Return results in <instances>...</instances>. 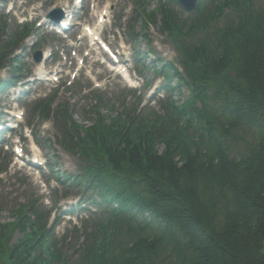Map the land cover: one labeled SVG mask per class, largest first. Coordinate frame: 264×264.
<instances>
[{
  "label": "trees",
  "instance_id": "trees-1",
  "mask_svg": "<svg viewBox=\"0 0 264 264\" xmlns=\"http://www.w3.org/2000/svg\"><path fill=\"white\" fill-rule=\"evenodd\" d=\"M174 2L141 7L146 23L161 15L184 70L166 63L165 75L190 89L187 100L169 95L162 113L122 103L107 122L99 97L86 126L61 112L62 141L83 171L77 184L100 198L77 264H264V5L200 0L183 17ZM7 27L0 13V68L1 49L20 40L4 41ZM238 143L246 148L236 156ZM49 216L18 204L13 222L0 223V264H68ZM16 230L23 236L11 243Z\"/></svg>",
  "mask_w": 264,
  "mask_h": 264
},
{
  "label": "rangeland",
  "instance_id": "rangeland-1",
  "mask_svg": "<svg viewBox=\"0 0 264 264\" xmlns=\"http://www.w3.org/2000/svg\"><path fill=\"white\" fill-rule=\"evenodd\" d=\"M144 1L147 3L148 10H153L159 4V0ZM69 2L71 0H0V8L3 11L15 13L22 19L38 22L32 39L27 40L22 49L21 46L24 42L14 51V55L19 56L22 60L19 75L8 64L0 71V79L17 77L21 80V83L15 87L0 93V110L12 107L13 111L18 110L23 113L22 122L16 130V135L22 139L21 145L25 153L30 154L31 152L32 136L29 137L31 132L33 137L39 139L40 151L48 163L55 166V173L58 174L57 177L61 178L60 181L56 179V174L48 170V164L43 165L44 168H33L23 158H17L9 148L8 141L6 143L4 141L3 145H0L2 148H0L2 150L0 160L3 166H7V170L0 173V222L12 221L11 210L15 203L38 199V205L41 208L44 207L47 210L53 208L54 213L50 226L55 227V234L58 238L64 233L70 236L74 231V225L79 227L81 221L92 214V211L95 210L92 201L97 200L98 197L96 193H90L92 191L90 188H85L83 179L80 180V184L76 183L77 179H74L73 182H71L72 179L65 180L64 177L69 175L72 177L82 175L83 171L78 165V157L65 151L58 144L57 137L60 136L58 122L55 120L42 121L38 115H33V102L36 99L53 95L52 108L58 103L68 105L74 114V119L78 124L84 126L90 122V119L87 118L93 117L90 106L94 103V97L99 94L103 100L109 101L110 104L114 102L115 108H119L120 100L126 98L130 103H136L141 99L157 110L159 109L158 99L160 96L165 97L168 94L165 90L169 86V82L161 75L162 73H158L155 66H161V64H157L158 61L162 63L176 58L175 48L159 31V22L149 24L144 31H141V22L137 18V11L141 5L140 0H84L85 7L69 16L71 25L80 28L81 24L95 25L99 13L107 11L105 19L108 22L102 26L104 29L102 35L109 41L113 49L119 51V58L123 61L122 67L126 68V73L130 76L132 84L126 82L121 74L113 71L107 64L95 62L96 58H92V55H89L88 58L83 57L88 52L87 39L83 36L85 30H78V34L81 32L79 35H76L75 32L71 35L66 33L59 35L51 25L41 24L42 18L50 10L61 8L65 11V15L68 14L70 11H67L65 7ZM93 9L97 16L90 21L89 17ZM178 9L181 8L178 6ZM76 22L81 24H76ZM131 24H134L135 33H132L133 31L130 29ZM144 32L151 43H148L142 36ZM81 36L84 37L82 40ZM4 38L7 41L8 36L6 35ZM35 39L38 41L34 42ZM77 42L80 46L75 45ZM83 43L86 45L83 46ZM52 48L55 52L54 55L45 59L43 64L35 63V54L39 50L49 54L52 53ZM98 52L103 51L98 49ZM104 56L107 58L106 54ZM98 58L104 62L102 57ZM82 60V65H85V68L78 65ZM38 67L48 71L46 75L48 79L34 78ZM62 68L63 70L64 68L68 69L70 73L64 74L63 72L62 75L53 73ZM73 72H76V76H73ZM20 74L23 75L22 78ZM57 77L59 80L56 79ZM175 81L176 79H174ZM176 82L175 84H177ZM189 95V89L184 85H179L173 91L172 96L173 99L182 102L187 100ZM110 104L102 109L103 114H110L108 112ZM4 114L3 112V115H0L3 119L5 118ZM6 134L8 133L6 132ZM48 137L51 138L50 141H46ZM15 139V136L11 137L12 142ZM232 147L233 154L237 156L239 150L246 148V144L238 143ZM65 191L68 192L67 196L62 194ZM73 234L76 233L73 232ZM22 236L23 234L16 230L12 234L11 243L16 242ZM68 239L70 240V238ZM76 239L72 238V241L63 247L69 264H77L76 252L78 249L73 250Z\"/></svg>",
  "mask_w": 264,
  "mask_h": 264
},
{
  "label": "water",
  "instance_id": "water-1",
  "mask_svg": "<svg viewBox=\"0 0 264 264\" xmlns=\"http://www.w3.org/2000/svg\"><path fill=\"white\" fill-rule=\"evenodd\" d=\"M180 2L188 12H192L196 8L197 0H180Z\"/></svg>",
  "mask_w": 264,
  "mask_h": 264
},
{
  "label": "bare ground",
  "instance_id": "bare-ground-1",
  "mask_svg": "<svg viewBox=\"0 0 264 264\" xmlns=\"http://www.w3.org/2000/svg\"><path fill=\"white\" fill-rule=\"evenodd\" d=\"M88 35H89V37H90L91 40L95 38V33L93 32V30L88 31ZM117 71H118V72H119V71H122V67H120L119 69H117ZM125 76H127V75H125ZM127 77H128V76H127ZM130 81H131V80H130Z\"/></svg>",
  "mask_w": 264,
  "mask_h": 264
}]
</instances>
